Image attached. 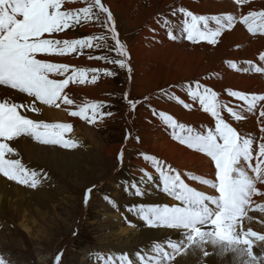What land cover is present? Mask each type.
<instances>
[{
  "label": "snow or ice",
  "instance_id": "1",
  "mask_svg": "<svg viewBox=\"0 0 264 264\" xmlns=\"http://www.w3.org/2000/svg\"><path fill=\"white\" fill-rule=\"evenodd\" d=\"M73 2H82L85 6L68 9L66 5ZM230 2L235 8L242 9L245 5H251L252 0ZM178 14L182 15V20ZM171 15L177 18L176 23L161 18L157 24L166 30L168 39L173 41L182 37L193 44L206 42L216 45L222 33L232 30L237 24L243 25L249 34L264 36V9L240 12L237 16L232 13L197 15L184 7H178L172 9ZM90 23L110 33L111 41L115 42L114 50L120 57L110 60L107 56H96L94 59L118 64L120 68H126L130 75L129 53L119 39L113 14L102 0H0V175L8 180L31 188H36L42 181L38 171L26 167L21 159L13 158L19 156V152L10 142L30 138L43 145L64 149L79 146L76 140L65 136L72 130L70 123H48L29 118L27 112L40 113L42 106L60 108L61 105H74L76 110L65 108L68 115L89 124H96L105 116L113 115L101 111L105 107L103 102L75 104L66 90L73 84L95 83L100 71L106 76L115 73L95 68H77L41 58L81 53L84 49L100 48L102 43L104 47H109V37L105 35L56 38V34ZM89 59L93 57L89 56ZM258 60L259 66L246 61L248 66L245 68H238L235 62L227 63L237 71L264 75V52L259 54ZM89 72L92 73L91 79ZM185 90L191 101L198 103L200 109L210 115L214 126L197 130L179 123L163 111L158 115L163 125L170 129L174 140L210 158L214 171L207 174V178L205 175H186L189 180L197 181L211 191L198 190L171 165L153 155H143V160L151 163L158 176L143 171L140 180L128 187L122 186L125 194L132 193L140 198L144 195L146 183L158 180V186H162L160 190L176 203H140L128 210L150 228L175 230L180 239L167 240L166 247L160 242L154 243L151 250L154 255L145 256L144 252H138L135 259L123 254L118 258L108 256L105 264H113V259L118 260L119 264H172L176 256L182 253L197 252L205 258L213 254L222 259L228 258L229 264H264V234L245 227V221L254 219L249 215L250 212L264 215V203H256L253 199L264 198V191L261 190L264 188V121L261 122V135L257 141L252 135L238 131L222 114L226 111L232 120L241 122L246 119L245 113H255L259 108L258 119L264 118V94L228 89L229 97L242 102L232 107L199 80L195 81V87L186 84ZM17 97L20 98L19 102ZM125 99L132 109L136 108L138 102L128 99L127 93ZM169 99L186 109L192 108L191 103H185L174 93ZM153 115H157L155 109ZM122 158L123 152L118 154L117 159L122 162ZM95 187L93 185L85 190V203ZM105 200L112 202L107 195ZM261 223L264 224V220ZM256 242H260L259 253L254 251ZM54 261L55 264H61V255L57 254ZM0 264L9 262L0 257Z\"/></svg>",
  "mask_w": 264,
  "mask_h": 264
},
{
  "label": "bare ground",
  "instance_id": "2",
  "mask_svg": "<svg viewBox=\"0 0 264 264\" xmlns=\"http://www.w3.org/2000/svg\"><path fill=\"white\" fill-rule=\"evenodd\" d=\"M104 1L102 0L106 6H109L111 13H119L120 10L125 16L133 18L131 23L134 28L138 27L137 29H142L138 36L140 39L137 40L135 44L136 50L133 52L129 50L131 53H128L130 59L135 60L138 63V72L143 75L140 78L137 77L134 81L136 91L141 94H147L146 97H148L150 103L148 104V101L146 102L145 99H142L141 105L143 110L138 114L139 119L143 121V124L141 125L145 130L144 136L146 138L141 144H134V141L137 142V140H133V137L138 135V133L137 129L134 127V118H131L129 114H127L130 106L126 99L123 108V114L125 116L123 123L122 121L120 124L111 125L109 123L112 131L103 139L95 138V134L93 133V130L90 129V124L87 121L86 126V123L81 121L78 117H71L68 115V111H65V108L76 110L74 105H61L60 108L42 106L40 114H42L41 116L47 121L60 119L63 123H70L72 125V130L67 132L65 136L66 138L76 140L79 146L75 149H64L60 146L43 145L39 142L32 141L30 138H20L18 142H10L19 152V156H14L13 158L21 159L26 167L38 171L41 176L47 179L43 180V182L47 181V184H39L36 188H31L26 185L18 184L15 181L8 180L6 177L0 175V213L3 214L6 210H12L18 216L17 218H19L20 225L24 227L29 219L25 218V216L28 217L27 214H31L32 211L33 214L31 215L36 216L39 220L42 219L47 208V201L57 197V192L53 191L50 187L59 183L60 179H62V181L65 182L66 187H68L67 184L69 185L73 182V179L68 180L67 178L69 173L73 176L83 175L86 178L90 176L89 174L92 170L90 165H93L94 167L96 166L95 159H92V156L90 155V149L98 150L97 140L104 142L122 125H124L126 133L125 137H127V139L125 138L123 146H121L122 152L125 151L126 153L127 150L133 149L135 146V148H138L137 151L144 150L139 152L140 155H153L152 153H155L156 158L180 171L182 173V178L190 183L191 186L196 187L198 190L210 192L211 189L207 186L200 185L197 181L189 180L186 175L191 173L205 175L207 178V174L214 171L210 165V159L203 154L188 149L186 146L181 145L178 141L174 140L170 135V129H167L160 118L156 115H151V111L153 113V109H155L157 115L159 112L163 111L166 114L172 115L179 123L200 130L201 128H206L210 125L214 126V122L209 114L204 113L202 109H200L198 103L191 101L187 96L185 90L186 84H191L195 87V81L199 80L202 84H205L216 91L219 94V98L232 107H235L237 104H242V102L237 101L233 97H229L226 91L228 89L242 91L248 94H264V75L253 72L246 73L237 71L236 69L229 67L227 63L229 61L235 62L238 68H245L248 66L245 62L252 61L259 66L260 62L258 56L261 52H264V36H261L258 33L256 35L249 34L243 25L237 24L232 30H225L216 45H209L206 42L193 44L182 37L175 41L168 39L166 30L160 28L157 24V20L161 19L162 14L166 13H169V18L167 19L176 23L177 18L171 15L173 8L184 7L197 15H220L232 13L238 16L240 12L246 13L249 10L259 11L264 9V0H252L251 5H245L242 9L235 8L230 0ZM142 3H145L147 6L143 12L140 11ZM68 4H70V6H66L68 9H75L81 7L83 3L73 2ZM178 16L181 19V15L178 14ZM115 27L117 30L116 23ZM153 29H155V31H153ZM66 33H68L67 30L65 33L56 34V38L72 39V35ZM177 35L179 36V33H177ZM107 56L110 60H115L118 54L114 49H111ZM47 59L51 62L67 63L70 66H74L77 62V59L70 60L69 56L47 57ZM130 59L128 61L129 64L131 63ZM107 64L108 66L104 67L102 60L98 68L113 72L115 75H111L110 77L104 75L103 71L98 73L99 77L103 76L99 85L102 86L104 91L102 92L103 96L100 94V98L96 102L108 101V104L112 105L107 96L110 97L114 93H118L119 90L110 85V79H120L124 77V75L126 76L127 72L125 71V68H120L118 64L109 62H107ZM161 78L163 79L160 81ZM127 79L129 81V73H127ZM139 82L144 85L146 89H144L145 91H143L142 85H138ZM167 83L174 85L173 87H170L171 90H169V96L174 93L176 96H179L184 100L185 103H191V109L184 108L182 104L169 99V96L166 99H161L162 101L159 99L160 94L158 90L164 88ZM95 89V86L77 87V85L75 86L73 84L70 85L66 91L69 92V95L74 99L75 104L78 105L80 101L79 97H81V95L88 98L97 97L98 93ZM126 90H128V87ZM123 95L125 96L124 93ZM128 99L131 100V96H129ZM17 101H20L19 97H17ZM114 106L115 105H113V108ZM112 113L113 115L110 116L111 120L106 121L121 120L117 115V111H112ZM222 114L233 124L234 127H237L238 131L243 134H250L255 137L257 141L259 140L261 135V122L264 121V118L258 119L259 108L255 113H245L246 119L241 122L232 120L226 111ZM40 118L41 117H38V119ZM97 125L98 124L96 123L91 126L95 128ZM255 146L256 145L254 144V147ZM107 153L110 155L116 154L115 151H107ZM134 165L138 167V170L134 173L136 176L131 178L132 183L140 180L143 171H147L151 175L157 174L153 173L155 171L151 167V163L144 161L141 157H138L135 160ZM129 176L130 174H120L119 178L125 180ZM119 178H113L112 183L107 185V189L113 191L116 197H118L119 192H121V190H119L120 188H117ZM74 181L76 182L75 179ZM157 183L159 184L158 180L146 183V187H144V195L142 197L137 198L133 195L134 197L127 200L137 201L138 204L176 203L170 198L169 200L164 193L158 189L156 186ZM261 190L264 191V188H261ZM62 195L63 194H60L59 196ZM253 199L256 203H264V198L254 197ZM249 215H252L254 219L251 222L245 221V227H251L259 234H264V224L261 223V221L264 220V215L259 212H250ZM125 221H131L133 233L129 234L126 240L121 239L122 244H124L123 246L116 244H114V246L111 245L113 247H110L112 250H110L109 253L113 255V258L120 257L123 254L135 259L138 252H144L145 256H147L153 253L151 250L154 243L160 242L166 244L169 239L173 241H178L180 239L179 234L175 230L150 228L146 226V224L131 211L127 213ZM1 223L4 222L1 221L0 217V225ZM47 228H49V225L45 222V225L42 224L39 226V229H37L39 232L45 233L46 230L48 231ZM124 228L126 229V226ZM28 230L31 231L30 229ZM2 233L3 232L0 231V244H7L8 241L3 237L5 235ZM259 244L260 242H256V245H254V251L257 253L260 251ZM209 251H211V248H209ZM114 264L119 263L115 262ZM172 264H229V259H222L215 254L205 258L202 254L197 252L196 254H183L181 258H177Z\"/></svg>",
  "mask_w": 264,
  "mask_h": 264
},
{
  "label": "rangeland",
  "instance_id": "3",
  "mask_svg": "<svg viewBox=\"0 0 264 264\" xmlns=\"http://www.w3.org/2000/svg\"><path fill=\"white\" fill-rule=\"evenodd\" d=\"M66 6H70V4H67ZM83 6L85 5L82 4L81 7ZM146 7V4L142 3L140 11L143 12ZM112 14L113 18H115V23L117 24V32L120 37V41L125 44L126 48L128 47V52H133L136 50L135 44L136 41L140 39L138 36L140 35L142 29H137L138 27L134 28L131 23L133 18L125 16V14L120 10L119 13L112 12ZM168 14L169 13L162 14L161 18H169ZM182 18L183 17L181 15L180 20H182ZM67 31L68 33L66 34H71L72 39L83 38L89 35H105L109 37L107 40L109 47H104L102 43L100 48L93 47L91 49H84L81 53L68 55L70 60L77 59L74 67L99 69L98 66L102 60H96L94 57L107 56L110 48L114 49L115 42L111 41L110 33H108L106 29L97 27L94 23L85 24L83 26L77 25L76 28L68 29ZM89 56L93 57V59H89ZM45 59H47V57H45ZM116 59H120V57L117 56ZM130 62L132 72L131 76L129 75V81L127 79L128 71L126 68V76L124 75V77L120 79H110V85L119 91L110 97L107 96L112 105H109L108 101H105L103 102L105 107L101 109L103 112L112 113V111H117V115L121 118V120H112L108 122L111 120V117L105 116L102 121H97V127L93 128L91 126L92 124H90V129L93 130L96 139H103L109 135V133L112 131L110 129V124H120L121 121L123 123L125 117L123 114V108L125 106V96L123 93H127L128 97L131 96V100L138 102L135 109L130 107V109L127 111V114H129L131 118H134V127L137 129L138 133V135L133 137V140H137L138 138L137 142L134 141V144H141L146 138L144 136L145 130L141 125L143 124V121L139 119L138 114L143 110L141 101L147 96V94H141L140 92L136 91L134 81L137 79V77L140 78L143 75L138 72V63L132 59H130ZM103 66H108L107 61L103 60ZM91 75L92 73L89 72V79H91ZM102 78L103 76L99 77L97 74V80L95 83H86L83 85L74 84L75 86L77 85V87L95 86V90L98 93V96L95 98H88L81 95V97H79V104H83L85 102H96L100 98V94L103 96L102 92L104 90L102 86L99 85ZM162 79L163 78H161L160 81ZM139 84L143 86V91H145L146 89L144 85L140 82L138 85ZM173 86L174 85L167 83L164 88L161 90L159 89V99L163 100L168 98L170 92L169 90H171L170 87ZM127 87L128 90H126ZM147 101L148 99L146 102ZM147 103L150 104L149 101ZM113 105H115L114 108ZM26 114L29 116V118L43 120L48 123H63V121L60 119L47 121L41 116L42 114L40 113L27 112ZM151 115H153L152 111ZM156 116L159 118L158 115ZM38 117L41 118L38 119ZM84 123H86L87 126V122L84 121ZM125 136V128L124 125H122L120 128L116 129L115 133L109 136L104 142L97 140L98 150L90 149V155L92 156V159H95L96 164L95 167L90 165L92 169L89 174L90 176L86 178L83 175L73 176L71 173H69L67 178L68 180L73 179V182H71L69 185L67 184L68 187H66V184L62 181V179H60L59 183L51 186L50 188L57 192V197L47 201V208L45 214L42 216V219L39 220V218L36 216L31 215L33 214L32 211L31 214H27L28 217L25 216V218L29 219L25 224L26 226L24 227L20 225L19 218H17L18 216L12 210H6L3 212V214L0 213L1 221L5 223V225L4 223H1L0 231L3 232L2 234L5 235L3 237L8 241L7 244H0L1 257L6 259L9 264H55L54 258L57 254L61 255V264H105V259L109 255L113 257V255L109 253V251L112 250L110 247H113L114 244L123 246L124 244H122L121 239L126 240L129 234L133 233L131 221L125 220L127 213L130 212L128 208H130L132 205L138 204V202L128 201L127 199L134 196L132 193L125 194L124 188H122V186L128 187L132 183L131 178L136 176L134 173L138 170V167L134 165V162L138 157L142 158L144 155L139 154V152L144 150L137 151L138 148H135L134 146L133 149L127 150L126 153L125 151L123 152L122 162L118 160L117 157L118 154L122 152L121 146H123L125 142ZM107 151H115L116 154L110 155L107 153ZM152 154L153 156H156L155 153ZM212 168L214 169V166H212ZM153 173L155 174V172ZM120 174H130V176L124 180L119 178ZM155 175L157 176V174ZM41 177L42 181L40 185L47 184V181L43 182V180L47 179L43 176ZM113 178H119L117 188H120L119 190H121V192H119L118 197H116L113 191L107 189V185L112 183ZM93 185L96 187L93 189L88 202L85 203V190ZM158 185L159 184L157 183L156 186L158 189H160L161 186ZM58 194L63 195L59 196ZM106 195L111 198L112 202L105 200ZM45 222L47 225H49L50 229L47 228L48 231L46 230L45 233L39 232V226L42 224L45 225ZM125 226L126 229L124 228ZM164 245L166 247V244ZM166 250L171 251L170 249ZM152 254L154 255V253ZM182 256L183 253L176 256L175 260L179 257L181 258ZM115 262L119 263L118 260L113 259V264Z\"/></svg>",
  "mask_w": 264,
  "mask_h": 264
}]
</instances>
